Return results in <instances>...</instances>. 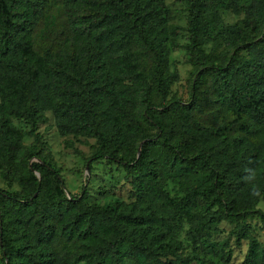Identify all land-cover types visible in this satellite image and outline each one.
Wrapping results in <instances>:
<instances>
[{
    "label": "trees",
    "instance_id": "trees-1",
    "mask_svg": "<svg viewBox=\"0 0 264 264\" xmlns=\"http://www.w3.org/2000/svg\"><path fill=\"white\" fill-rule=\"evenodd\" d=\"M46 1L0 0V169H14L25 181L24 196L0 189V264H176L168 257L177 255L179 243L167 236L183 219L194 222L188 232L192 238L222 220L235 223L236 241H247L246 255L234 263L222 250L220 264H264V243L246 225L252 214L264 223V212L252 211L259 197L264 202V54L259 44L234 45V54L222 65L202 63L191 101L182 105L167 100L170 81L152 36L164 21L163 0H92L105 12L98 23L109 29L112 44L149 51L152 83L136 73L146 84L137 113L135 95L128 88L116 90L107 69L98 73L74 59L48 68L35 53L38 46L49 56L64 40L63 35L45 39L56 23L48 21L52 5ZM187 1L189 56L197 64L209 28L202 25L203 1ZM227 7L239 10L237 0H228ZM95 21H90L94 30ZM42 24L45 30L39 31ZM54 90L55 101L49 94ZM45 110L52 111L61 134L96 139L91 162L105 159L134 174L132 203L90 204L85 190L79 197L66 196L59 169L37 150L26 149L11 123V118L26 120L36 145ZM198 117L208 122L205 130L197 125ZM214 120L220 125L210 126ZM157 152L175 176L206 172V182L190 188L183 199L170 200L158 188ZM34 157L39 161L29 164ZM249 169L255 172V192L244 180ZM197 199L207 204V212L216 210L197 217ZM198 259L191 255L178 264Z\"/></svg>",
    "mask_w": 264,
    "mask_h": 264
},
{
    "label": "rangeland",
    "instance_id": "rangeland-1",
    "mask_svg": "<svg viewBox=\"0 0 264 264\" xmlns=\"http://www.w3.org/2000/svg\"><path fill=\"white\" fill-rule=\"evenodd\" d=\"M202 1L204 4L202 25H208L209 37L203 40L200 46L199 63L196 64L189 56L190 7L187 0H163L164 21L158 23L152 33V36H155V43L160 46L166 65V76L170 81L167 100L174 99L182 105L191 101L192 85L202 71V63L222 65L228 62L234 54V45H241L246 40L259 44L261 53L264 54V0H237L238 11L227 7L228 0ZM49 3L52 7L48 10V21L56 23L47 31L50 35L46 34L45 39L63 35L64 40L62 44L50 50L49 56L37 48L38 46L34 48L35 53L46 59L48 68H51L53 63L74 59L77 62L88 63L98 73L107 69L108 78L112 80L114 88L116 90L128 88L135 95L133 110L141 112L139 92L146 84L151 86L152 83L149 75L151 60L148 49L136 45L132 50H128L123 45L112 44V38L106 35L109 29L98 23L105 12L102 8H97L92 0L73 2L47 0L45 5ZM23 9L20 8L19 12ZM23 13L25 21H29L31 17L26 15L25 11ZM95 19L96 30L93 28L95 25L90 24V21ZM42 29L45 30L44 24L40 26L39 31ZM136 73L145 76L146 84L136 78ZM49 94L53 101L57 100L55 90ZM11 123L21 133L22 145L26 149L37 150L47 162L59 169L68 198L79 197L85 190L90 204L97 203L101 206L130 204L135 200L134 186L137 180L135 181L134 174L105 159L91 162L89 159L96 153L98 147L96 139L61 134L57 130L52 111L45 110L42 120L38 122L36 132L40 139L36 145L34 136L30 134L31 126L26 120L11 118ZM196 123L203 127V130L208 126V122L201 117L196 118ZM211 125L217 127L220 123L214 120L210 122ZM193 130L196 131L195 126ZM142 143H139L138 151ZM35 161L39 160L34 157L28 162L30 164ZM156 165L158 188H161L162 194L172 201L183 199L190 188L203 185L208 175L206 172H198L188 178L177 177L166 170L162 154L158 152ZM24 184L25 181L19 178L14 169H0V189L24 196ZM259 199L252 211L264 212V202L261 197ZM197 201L194 213L199 218L216 210V207H212L207 212V204L203 199ZM193 225L194 222L186 219L175 223L173 235L167 238L178 242L179 250L176 256H169L168 259L178 264L180 258L185 259L194 255L199 259L191 261L190 264H220L222 250L231 254L234 263H240L244 259L248 245L246 240L236 241L235 223L222 220L196 238L188 234ZM246 225L249 226L251 235L263 244L264 223L257 214L248 216ZM126 264L133 263L127 261Z\"/></svg>",
    "mask_w": 264,
    "mask_h": 264
},
{
    "label": "clouds",
    "instance_id": "clouds-1",
    "mask_svg": "<svg viewBox=\"0 0 264 264\" xmlns=\"http://www.w3.org/2000/svg\"><path fill=\"white\" fill-rule=\"evenodd\" d=\"M244 180L246 183L253 185V191L255 192V186H254L255 172H254V170L249 169L248 174L244 177Z\"/></svg>",
    "mask_w": 264,
    "mask_h": 264
}]
</instances>
